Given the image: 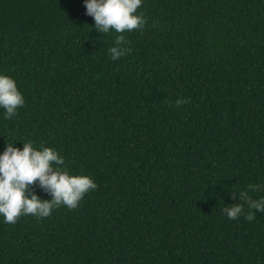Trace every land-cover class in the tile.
Here are the masks:
<instances>
[{
	"label": "trees",
	"instance_id": "16d2710c",
	"mask_svg": "<svg viewBox=\"0 0 264 264\" xmlns=\"http://www.w3.org/2000/svg\"><path fill=\"white\" fill-rule=\"evenodd\" d=\"M137 11L142 29L104 34L82 0H0V73L25 100L0 108V151L54 148L97 185L74 209L0 216V264H264V213L222 211L264 184V0Z\"/></svg>",
	"mask_w": 264,
	"mask_h": 264
},
{
	"label": "clouds",
	"instance_id": "9594fccd",
	"mask_svg": "<svg viewBox=\"0 0 264 264\" xmlns=\"http://www.w3.org/2000/svg\"><path fill=\"white\" fill-rule=\"evenodd\" d=\"M85 15L91 16L94 28L100 33H124L133 29H142L146 17L137 10L143 0H82ZM125 37L117 35L114 45L109 48L110 58L117 60L129 49L124 47ZM178 99L176 105L185 103ZM25 103L24 96L18 90L16 81L9 75L0 73V108L4 110V119L12 118L19 107ZM38 184L51 197L42 199L30 188ZM264 186L261 183L249 184L240 190L238 201L222 211L229 219L241 215L248 221L255 219L256 212L264 213V196L253 199L249 192H257ZM97 187L95 181L87 175H73L64 167V157L57 150L41 145L33 146L32 141L16 147L7 143L0 151V216L5 223L13 224L21 215L30 214L43 218L51 214L54 208L65 205L69 209L77 207L79 201L89 190Z\"/></svg>",
	"mask_w": 264,
	"mask_h": 264
}]
</instances>
